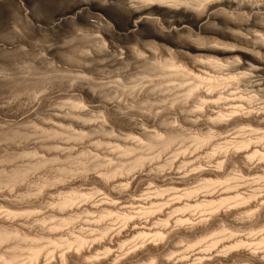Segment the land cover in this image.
<instances>
[{
  "label": "rangeland",
  "instance_id": "obj_1",
  "mask_svg": "<svg viewBox=\"0 0 264 264\" xmlns=\"http://www.w3.org/2000/svg\"><path fill=\"white\" fill-rule=\"evenodd\" d=\"M50 2V5L44 4L47 6L45 7L41 4L42 2L40 0H24V6L22 8H25L26 11L22 8L18 9L16 6L13 7V4H9L8 7H6L7 10L2 12L3 15L1 14L2 16H0V157H2L0 158V196L2 197H0V204L1 202V206L4 204L2 206L3 208L0 206V217L6 214L7 209L15 207L13 203L17 201L16 203L19 204V207H23L21 212L23 211L24 214L15 216L14 221L17 223L16 225H18V223L20 224L18 226H20L19 228H21V230L23 229L24 232L30 233L29 235L31 236H29L30 238L28 237L30 243H26L29 245L31 243L33 244L32 241H35V243H37L36 241L45 243L43 246L39 243L42 247H44V245L46 247L43 248L45 251H42L40 257L43 260L50 257L51 253H46L48 251H53L54 256L57 254L55 256L57 257L63 249L68 250L64 244L61 245L63 243L61 241L67 238L70 239L79 233V235L82 234L88 237L89 243H87V246L99 243L101 245L103 244L104 248L100 246L99 249H97L98 251H95V254L99 255L98 257H103L102 255L106 252L104 249H107L105 247L109 246L112 247V250L115 249L114 251H116L117 255L119 254V257H126L127 254L132 253L133 255H131L132 257L130 260L128 259L126 260L127 262L125 261L126 264H159L161 262L159 259H163V257L187 260L182 262V264H264V260L262 261L261 259H264V253L263 255L261 254L264 250V243L260 242V239L264 237V206H260L261 201H257L264 196V166L261 165L263 162L258 158V155V157L253 156L254 158H250L251 160H248L250 163H248L239 158L238 155L232 154L236 151H241L239 145L237 146L235 143L238 142L240 144L244 138L247 139L248 137V139H251L253 142L250 143V145L252 144L256 146L259 151L261 150L264 152V139H262L264 136V126L261 125L258 127L254 122H245L230 124L228 125L229 127L227 126L226 128H211L207 116V113L208 115L210 113L207 112L205 114L206 111L203 113L201 110H194L197 109L196 106L199 105V99L196 97L185 99L187 97H185L183 93L178 92H183L181 88H178L179 90L172 89L173 91L171 90V92L170 90L163 89L156 90L153 94H149V102L152 101V105H149L151 103H144L149 109L146 107L143 108L144 104L141 102V97L143 95V91H141L143 79L141 78L140 69L137 65L135 63L124 65L114 60L107 61L102 51V45H100L103 38L102 32L97 29L85 27L83 25L80 26V24H74L73 22L71 23V21L69 22L71 25L66 23L68 26L65 24L61 29H57L58 31L50 28L43 29L45 28L43 27V22H45V20L47 21V18H51L54 10L65 9V7L68 6V3L62 0H52ZM7 42L11 45L8 49L4 50L1 44H7ZM122 42H126L124 43L126 45H133L131 39H125ZM252 81H255V79H252ZM139 85L140 87H138ZM160 92L163 93L160 94ZM177 93L183 96L178 97ZM171 94L177 99H173ZM182 97L185 98L183 99ZM103 99L106 100L104 101ZM172 100L174 101L172 102ZM184 101L185 103H183ZM242 102L243 101H238V104L241 103V105H245V103L243 102L242 104ZM221 103L219 106L222 105V107H224L223 102ZM194 104L195 106H193ZM253 104L263 107L264 97L258 95L254 99ZM141 106L143 109L148 110L150 115L153 113V115L150 116L146 111V119H148L145 120L146 123L142 126L139 124ZM187 106L188 108H186ZM226 106L227 104H225L224 108H227ZM113 107L115 110H113ZM151 109H153V111H151ZM189 109H193L194 112L192 110L191 112ZM112 110L114 112H112ZM184 115H187V117H184ZM186 118H189V120ZM152 120H154L155 123L152 122ZM191 120H196V123L191 122ZM150 121L152 123L149 125ZM194 123L195 125H193ZM137 127H143V132ZM159 130L160 133L171 132L172 135L169 133L170 138L171 136H175L174 141L172 139L173 137L171 138V144H169L170 146H168L169 148L167 147V149L159 146L160 144L156 145L153 142L152 145L150 144L154 139L151 138V136L155 132H159ZM207 136L210 138H207L206 141L204 140L203 143L200 142L202 144L196 141L198 140L197 138L202 139V137L206 138ZM143 142L148 145V148L151 147L150 150L147 149V147L145 149L141 148L142 150L144 149V153L141 152L142 150L140 149V145ZM196 142L199 144L197 143L196 145ZM225 142L226 144L228 143L226 145H229L228 147L224 145ZM154 145H156V147ZM235 146L239 149H236ZM126 148L132 149H128L127 151H131L126 152ZM145 150L147 152H145ZM142 154H148L147 156L144 155L147 162L141 168L142 170H136L134 168L135 170L128 171V169L135 164L134 161L136 162ZM135 156H138V158ZM168 161L169 163H167ZM163 162L167 165H164ZM132 163L133 165L130 166ZM213 169L215 170L213 171ZM14 172L19 173L20 177ZM7 175H16L19 178L18 180L16 177V182L11 183L12 185L14 184V187L9 184L8 181H5L8 179H6V177H8ZM86 175L88 176L86 177ZM158 175L161 177L164 175L162 178L164 180L166 179L167 182L166 180H161L162 178L160 179ZM165 175H167V177H165ZM102 177L105 178L100 180ZM117 177L119 180L123 179V177L124 179L119 181ZM155 177H158V180ZM105 180H109V183H111L108 188L105 184L103 185ZM115 181L117 185H115ZM176 181H180L181 183ZM208 181H212L213 183L215 181L217 182H215L216 184L214 183L213 186L208 187L207 184L210 183ZM99 185L103 187H99ZM193 191L194 193L190 194V192ZM73 193H76L74 197H77V201H75L76 203L74 205L63 211H59L55 208L54 203L59 200L61 201L65 196L67 197L68 194L72 196L71 194ZM251 193L255 196H252V199L249 198V200H246L247 202L242 204L235 203L237 199L234 200V198H232L236 195L248 197L247 195H251ZM220 197H223L222 199L228 197L229 201L220 206ZM10 199L13 200L10 201ZM202 200L212 201L214 204L212 207V204L205 207L196 206L198 203L202 202ZM263 200L264 197L262 201ZM7 204H10L11 207ZM28 204L30 207L27 206ZM159 204L161 207H157ZM162 204L164 205L162 206ZM254 204L257 205L255 206ZM5 205H7V208ZM186 205L189 206L188 208L186 207L187 209L184 207ZM216 206L219 207L215 208ZM34 207L36 208L31 210ZM181 207L184 208V210H182ZM117 208L120 209L118 210ZM144 209L148 212H145ZM223 209H228L232 214L226 217L222 215V217L219 214L224 212ZM54 210L55 212L58 211V213H52ZM142 210L144 214H142ZM215 211H219L218 215ZM124 213L130 214L131 216H129L132 218L134 217L137 221L139 219L136 224L141 227V230L129 234L128 230L131 227L129 228V225H127L123 220V216H121L124 215ZM178 217L185 221L183 223H178ZM151 219L153 222H150ZM212 220L215 221L213 222ZM107 224L109 226V232L104 236L103 227L107 226ZM48 226H50V228ZM142 226H145V228L142 229ZM179 228L186 229L185 233L184 231H180ZM43 229L46 230L47 235ZM149 229H151V231ZM53 231L55 233H53ZM159 231L164 232L162 235L164 237L162 240L156 241L155 239L158 237L156 232ZM49 232L52 233V235H50ZM142 232H144V234H142L143 236L141 235ZM171 233H173V236ZM154 234L156 235L155 239ZM38 235L42 236L39 237ZM44 236L47 237L45 238ZM108 238H110V240ZM153 239L158 244L161 243L163 245L162 247L160 244V250L149 251L144 249V252L141 253V255L143 254L142 256L135 253V250L142 247L147 241L154 242ZM237 240H241L243 244L237 245ZM105 241H108V246L104 244ZM215 241L217 242L216 245L212 244L213 246H211V243ZM26 243H24V245ZM21 248L19 251L17 249V252H23L20 253V256H24V252L27 253V250H21ZM10 250L16 251V249L13 250L12 248H9V251ZM200 250L204 252L207 251L206 254L209 252L211 253L210 255H206L207 261L205 257L200 260L201 262H198L196 253ZM249 250L251 252L255 250L256 252L260 251L259 259L250 258ZM17 252L16 254L18 255L19 253ZM20 256H18L19 259Z\"/></svg>",
  "mask_w": 264,
  "mask_h": 264
},
{
  "label": "bare ground",
  "instance_id": "obj_2",
  "mask_svg": "<svg viewBox=\"0 0 264 264\" xmlns=\"http://www.w3.org/2000/svg\"><path fill=\"white\" fill-rule=\"evenodd\" d=\"M42 5L49 4L52 0H40ZM56 1V0H55ZM59 1V0H58ZM61 1V0H60ZM68 3V6L65 9L52 10L53 13L51 18H47V21L44 23L43 29L50 28L52 30L61 29L62 26L71 21L74 24L78 23L80 26H87L89 28L97 29L102 32V51L107 59V61H117L124 65H129L135 63L140 69L141 78L143 83L141 86V91L143 95L141 97L143 104L151 103L150 95L153 94L156 90H171L172 89H182L185 99L197 98L198 102L197 109L201 110L205 114L209 112L208 121L211 128H226L230 124L234 123H245V122H254L258 127L264 126V106L259 107L258 105L253 104L254 99L261 95L264 97V0H62ZM54 2V1H53ZM51 3V2H50ZM9 4H13V7H18V9L24 6V0H0V16L3 15L6 7ZM64 4V3H62ZM44 5V6H45ZM50 5V4H49ZM48 5V7H49ZM59 6V5H58ZM12 7V6H10ZM47 7V6H45ZM58 8V7H57ZM60 8V7H59ZM63 8V7H62ZM10 9V8H9ZM23 9V8H22ZM25 10V8L23 9ZM13 11V10H12ZM19 11V10H18ZM26 11V10H25ZM23 12V11H22ZM2 14V15H1ZM19 15V14H18ZM20 18V17H19ZM1 19V18H0ZM18 19V18H17ZM46 19V18H45ZM66 24V25H67ZM70 24V23H69ZM68 24V25H69ZM77 24V25H78ZM67 25V26H68ZM71 25V24H70ZM77 27V26H76ZM64 29V27H63ZM91 30V29H90ZM46 31V30H45ZM125 39H131L133 45H126L122 42ZM100 43V42H99ZM97 44V43H96ZM3 49L6 50L10 45L1 44ZM101 51V50H100ZM96 53V52H95ZM92 56V55H91ZM99 56V55H98ZM101 60V59H100ZM60 61V60H59ZM84 61V60H83ZM99 61V60H98ZM106 61V60H105ZM61 63V62H60ZM76 63V62H75ZM112 64V63H111ZM115 64V62H114ZM113 64V65H114ZM120 64V65H121ZM78 66V65H77ZM26 67V66H25ZM29 67V66H28ZM34 67V66H33ZM112 67V66H111ZM35 70V69H34ZM87 71V70H86ZM52 72V70H51ZM66 72V71H65ZM28 73V72H26ZM84 74V73H83ZM139 74V75H140ZM70 75V74H69ZM4 76V75H2ZM23 76V75H22ZM30 76V75H28ZM49 77V76H48ZM140 77V76H139ZM19 78V77H18ZM21 78V77H20ZM83 78V77H82ZM141 79V80H142ZM255 79V81H252ZM32 80V79H31ZM36 80V78H35ZM70 80V79H69ZM73 80V79H72ZM86 80V79H85ZM37 81V80H36ZM48 81V80H47ZM63 81V80H62ZM77 81V80H75ZM80 82V81H79ZM82 82V81H81ZM24 83V82H23ZM33 85V84H32ZM68 85V84H67ZM28 86V85H27ZM36 86V85H35ZM140 87V85L138 86ZM86 88V87H85ZM91 89V88H90ZM178 89V90H179ZM79 91V90H78ZM139 91V90H138ZM173 91V90H172ZM175 91V90H174ZM20 92V91H19ZM32 92V91H31ZM76 92V91H75ZM140 92V91H139ZM164 92V91H163ZM162 92V93H163ZM167 92V91H166ZM165 92V93H166ZM71 93V92H70ZM105 93V92H104ZM111 93V92H110ZM160 92V94H162ZM176 94V91L174 92ZM155 94V93H154ZM170 94V93H169ZM76 95V94H75ZM92 95V93H91ZM109 96V95H108ZM152 96V95H151ZM163 96V95H162ZM161 96V97H162ZM172 96V94H171ZM177 96H183L177 93ZM103 97V96H102ZM140 97V96H139ZM158 97V95H157ZM173 99L176 97L172 96ZM90 98V97H89ZM168 98V97H166ZM183 98V97H182ZM183 98V99H184ZM101 99V98H100ZM123 99V98H122ZM158 99V98H157ZM161 99V98H160ZM164 99V98H163ZM177 99V98H176ZM75 100V99H74ZM96 100V99H95ZM104 100V99H103ZM106 100V99H105ZM104 100V101H105ZM179 100V99H178ZM77 101V100H76ZM119 101V100H118ZM138 101V102H139ZM163 101V100H162ZM165 101V100H164ZM174 100H172L173 102ZM177 101V100H176ZM181 101V100H180ZM238 101H243L245 105L238 104ZM101 102V101H100ZM171 102V100H170ZM223 102L227 104V108H224L220 105ZM242 102V104H243ZM113 103V102H112ZM111 103V104H112ZM141 103V104H142ZM185 103V101L183 102ZM188 103V102H187ZM76 104V103H75ZM74 104V105H75ZM157 104V103H156ZM169 104V103H167ZM196 104V102H195ZM195 104L193 106H195ZM222 104V103H221ZM67 105V102H66ZM65 105V106H66ZM79 105V104H76ZM150 106L152 105L149 104ZM170 105V104H169ZM175 105V104H172ZM187 105V104H186ZM102 106V105H100ZM168 106V105H167ZM176 106V105H175ZM64 107V106H63ZM118 107V106H117ZM130 107V106H128ZM149 107L143 105V108ZM174 107V106H173ZM180 107V106H179ZM178 107V108H179ZM191 107V106H190ZM189 107V108H190ZM61 108V107H60ZM59 108V109H60ZM82 108V107H81ZM114 108V107H113ZM138 108V107H137ZM141 106L140 109V123L141 126L145 125L146 115L150 113L148 110L143 109ZM151 108V107H150ZM188 108V106L186 107ZM195 108V107H194ZM224 108V109H223ZM96 109V108H95ZM176 109V108H175ZM184 109V107H183ZM217 109V110H215ZM72 110V109H71ZM115 110V108L113 109ZM112 110V112H114ZM190 110V109H189ZM193 111V109H191ZM190 110V111H191ZM51 111V110H50ZM58 111V110H57ZM146 111L148 112L147 114ZM150 111V110H149ZM153 111V109H151ZM182 111V110H181ZM191 111V112H192ZM20 112V111H19ZM108 112V110H107ZM116 112V111H115ZM137 112V111H135ZM180 112V111H179ZM189 112V111H188ZM194 112V111H193ZM65 113V111H64ZM183 113V112H182ZM201 113V114H203ZM92 114V113H91ZM115 114V113H114ZM139 114V113H138ZM155 114V113H154ZM187 114V113H186ZM78 115V114H77ZM119 115V114H118ZM153 115V113L151 114ZM150 115V116H151ZM166 115V114H165ZM168 115V114H167ZM183 115V114H182ZM194 115V114H193ZM9 116V115H8ZM64 116V115H63ZM80 116V115H79ZM86 116V115H85ZM98 116V115H97ZM133 116V115H132ZM135 116V115H134ZM156 116V115H155ZM154 116V117H155ZM159 116V115H158ZM55 117V116H54ZM53 117V118H54ZM75 117V116H74ZM103 117V116H102ZM112 117V116H111ZM122 117V116H121ZM182 117V116H181ZM184 117H187V115ZM60 118V117H59ZM65 118V117H64ZM117 118V117H116ZM128 118V117H127ZM151 119V118H150ZM157 119V118H156ZM189 120V118H186ZM78 120V119H77ZM155 120V118H154ZM152 122L155 123V121ZM181 120V119H180ZM70 121V120H69ZM98 121V120H97ZM127 121V120H126ZM164 121V120H163ZM120 122V121H119ZM139 122V121H138ZM150 121L149 125L152 123ZM195 122L196 120H191ZM200 122V121H199ZM198 122V123H199ZM68 123V122H66ZM164 123V122H163ZM195 123L193 125H195ZM206 123V122H205ZM208 123V124H209ZM250 123V124H251ZM103 124V123H102ZM148 124V123H147ZM157 124V123H156ZM203 124V123H202ZM54 125V124H52ZM66 125V124H65ZM118 125V124H117ZM121 125V124H120ZM198 125V124H197ZM240 125V124H238ZM252 125V124H251ZM256 125V126H257ZM49 126V125H48ZM108 126V125H107ZM140 126V125H139ZM250 126V125H249ZM254 126V125H253ZM262 126V127H263ZM147 127V126H146ZM209 127V126H207ZM229 127V126H228ZM238 127V126H237ZM138 128V127H137ZM141 128V129H140ZM138 128L142 131L143 127ZM145 128V127H144ZM176 128V127H175ZM105 129V128H104ZM118 129V128H117ZM164 129V128H163ZM179 129V128H178ZM198 129V127H197ZM34 130V129H33ZM107 130V129H106ZM138 130V131H139ZM144 130V129H143ZM177 130V129H176ZM43 131V129H42ZM146 131V130H145ZM166 131V130H165ZM207 131V130H206ZM209 131V130H208ZM211 131V130H210ZM242 131V130H241ZM250 131V130H249ZM78 132V131H77ZM168 132V131H167ZM16 133V132H15ZM80 133V132H79ZM154 133V132H152ZM151 133V134H152ZM164 133V132H163ZM160 133L155 132L151 138H154L153 141H149L152 145V142L156 145L160 144L167 149L169 144H171V138L174 141L175 136L169 137V133ZM174 133V132H173ZM184 133V132H183ZM197 133V132H196ZM243 133V132H242ZM246 133V132H245ZM58 134V133H57ZM81 134V133H80ZM211 134V133H210ZM7 135V134H6ZM5 135V136H6ZM10 135V134H9ZM68 135V134H67ZM128 135V134H127ZM172 135V133H171ZM191 135V134H189ZM209 135V134H208ZM79 136V135H78ZM107 136V135H106ZM210 136V135H209ZM199 139L203 141L210 138ZM213 136V135H212ZM254 136V135H253ZM123 137V135H122ZM189 137V136H188ZM225 137V136H224ZM228 137V136H227ZM226 137V138H227ZM237 137V136H235ZM264 137V136H263ZM262 137V139H264ZM2 138V137H1ZM47 138V137H46ZM66 138V137H65ZM73 138V137H72ZM71 138V139H72ZM80 138V137H79ZM107 138V137H106ZM144 138V137H143ZM150 138V137H149ZM184 138V137H183ZM217 138V137H216ZM249 138V137H248ZM243 139L240 144L236 142L235 144L240 148V152H234L232 154L238 155L242 160L249 161L257 156L263 162L264 166V152H261L254 145L251 139ZM67 139V138H66ZM146 139V138H145ZM181 139V138H180ZM179 139V140H180ZM259 140L261 138H258ZM261 139V140H262ZM6 140V139H5ZM28 140V139H27ZM73 140V139H72ZM149 140V139H148ZM152 140V139H151ZM212 140V138H211ZM226 140V139H225ZM25 141V140H24ZM60 141V140H59ZM235 141V140H234ZM55 142V141H54ZM111 142V141H110ZM125 142V141H124ZM148 142V144H149ZM189 142V141H188ZM5 143V142H4ZM52 143V142H51ZM62 143V141H61ZM113 143V142H112ZM147 143V142H146ZM198 142H196L197 145ZM198 143V144H199ZM200 143V144H202ZM35 144V143H34ZM72 144V143H71ZM130 144V143H129ZM149 144V147H150ZM228 144V143H227ZM225 142V146L227 145ZM257 144V143H256ZM51 145V144H50ZM63 145V144H62ZM106 145V144H105ZM156 145H154L156 147ZM21 146V145H20ZM137 146V145H136ZM144 142L140 145L141 148H146ZM194 146V145H193ZM229 146V145H228ZM226 146V147H228ZM38 147V146H37ZM72 147V146H71ZM79 147V146H78ZM105 147V146H104ZM222 147V146H221ZM236 147V146H235ZM35 148V147H34ZM45 148V147H44ZM59 148V147H58ZM101 148V147H100ZM151 148V147H150ZM147 147V149L150 150ZM169 148V147H168ZM219 148V147H218ZM236 147V149H239ZM243 148V150H242ZM3 149V148H2ZM62 149V148H61ZM132 149V148H128ZM126 148V152L128 150ZM143 149V150H144ZM154 149V147H153ZM156 149V148H155ZM160 149V148H159ZM178 149V147H177ZM223 149V148H222ZM233 149V148H232ZM262 149V148H261ZM54 150V148H53ZM57 150V149H56ZM107 150V149H106ZM125 150V149H124ZM142 150V149H141ZM141 151L144 153V151ZM148 150V151H149ZM152 150V149H151ZM158 150V149H157ZM6 151V150H5ZM123 151V150H122ZM159 151V150H158ZM161 151V150H160ZM77 152V151H76ZM75 152V153H76ZM90 152V151H89ZM140 152V153H141ZM145 152H147L145 150ZM163 152V151H162ZM161 152V153H162ZM174 152V151H173ZM220 152V151H219ZM17 153V152H16ZM34 153V152H33ZM46 153V152H45ZM49 153V152H48ZM78 153V152H77ZM93 153V152H92ZM95 153V152H94ZM124 153V152H122ZM191 153V152H190ZM3 154V153H2ZM66 154V153H65ZM160 154V152H159ZM164 154V153H163ZM224 154V153H223ZM16 155V154H15ZM20 155V154H19ZM74 155V154H73ZM76 155V154H75ZM124 155V154H123ZM134 155V154H133ZM137 155V154H136ZM142 154L141 156H135L138 159L136 162L130 164L133 165L128 169V171L133 170L134 168L141 169L144 164H146L147 155ZM9 156V155H8ZM68 156V155H67ZM85 156V154H84ZM226 156V155H225ZM234 156V155H233ZM41 157V156H40ZM100 157V156H99ZM118 157V156H116ZM203 157V156H202ZM237 157V158H238ZM2 158V157H0ZM29 158V157H28ZM90 158V157H89ZM101 158V157H100ZM149 158V157H148ZM147 158V159H148ZM164 158V157H163ZM234 158V157H233ZM236 158V159H237ZM251 158V159H250ZM11 159V158H10ZM63 159V158H62ZM153 159V158H152ZM192 159V158H190ZM212 159V158H211ZM250 159V160H249ZM85 160V159H84ZM108 160V159H107ZM117 160V158H116ZM121 160V159H120ZM127 160V159H126ZM135 160V158H134ZM188 160V159H186ZM249 160V161H248ZM38 161V160H37ZM91 161V160H90ZM95 161V160H94ZM102 161V160H101ZM100 161V162H101ZM104 161V160H103ZM230 161V160H229ZM236 161V160H235ZM42 162V161H41ZM47 162V161H46ZM45 162V163H46ZM199 162V161H198ZM240 162V161H238ZM242 162V161H241ZM15 163V162H14ZM24 163V162H23ZM38 163V162H37ZM64 163V162H63ZM114 163V162H113ZM131 163V162H130ZM169 163V161L167 162ZM261 163V162H260ZM8 164V163H7ZM11 164V163H10ZM17 164V163H16ZM27 164V162H26ZM74 164V163H73ZM81 164V162H80ZM96 164V163H95ZM124 164V163H123ZM164 164V162H163ZM241 164V163H240ZM46 165V164H45ZM67 165V164H66ZM103 165V164H102ZM110 165V164H109ZM108 165V166H109ZM167 165V164H164ZM162 165V166H164ZM254 165V164H253ZM259 165V166H261ZM16 166V165H15ZM39 166V165H38ZM56 166V165H55ZM117 166V165H116ZM198 166V165H197ZM236 166V165H235ZM240 166V165H239ZM257 166V165H256ZM18 167V166H17ZM25 167V166H23ZM30 167V166H29ZM28 167V168H29ZM35 167V166H34ZM63 167V166H62ZM20 168V167H19ZM60 168V167H59ZM58 168V169H59ZM74 168V167H73ZM87 168V167H86ZM161 168V167H160ZM163 168V167H162ZM180 168V167H179ZM254 168V167H253ZM53 169V168H52ZM134 169V170H135ZM182 169V168H181ZM203 169V168H202ZM45 170V169H44ZM50 170V168H49ZM70 170V169H69ZM109 170V169H108ZM117 170V169H116ZM142 170V169H141ZM140 170V171H141ZM215 169H213L214 171ZM220 170V169H218ZM14 171V170H13ZM18 171V170H17ZM29 171V170H28ZM53 171V170H52ZM58 171V170H57ZM74 171V170H73ZM115 171V170H114ZM204 171V170H203ZM211 171V170H210ZM212 171V172H213ZM8 172V171H7ZM78 172V171H77ZM86 172V171H85ZM109 172V171H108ZM113 172V171H112ZM154 172V171H153ZM161 172V171H160ZM167 172V171H166ZM172 172V171H171ZM205 172V171H204ZM203 172V173H204ZM264 172V171H263ZM16 173V172H14ZM107 173V172H106ZM120 173V172H119ZM137 173V172H136ZM142 173V172H139ZM200 173V172H199ZM214 173V172H213ZM217 173V172H216ZM234 173V172H233ZM232 173V174H233ZM19 176V173H16ZM31 174V173H30ZM46 174V173H45ZM62 174V173H61ZM143 174V173H142ZM165 174V173H164ZM170 174V173H169ZM174 174V173H173ZM9 175V174H8ZM7 175V176H8ZM33 175V174H32ZM42 175V174H41ZM40 175V176H41ZM65 175V174H64ZM76 175V174H75ZM135 175V174H134ZM145 175V174H144ZM150 175V174H149ZM156 175V174H155ZM186 175V174H185ZM195 175V174H194ZM88 175H86L87 177ZM100 176V175H99ZM105 176V174H104ZM143 176V175H142ZM164 176V175H163ZM162 176V177H163ZM184 176V175H183ZM221 176V174H220ZM16 175L6 177L9 184L16 182ZM22 177V176H21ZM28 177V176H27ZM42 177V176H41ZM51 177V176H50ZM49 177V178H50ZM106 177V176H105ZM104 177V178H105ZM120 177V176H118ZM117 177V178H118ZM128 177V176H127ZM153 177V176H152ZM160 179L161 176L158 175ZM158 177L157 178L158 180ZM167 177V175H165ZM176 177V176H175ZM187 177V176H186ZM34 178V177H33ZM38 178V177H37ZM47 178V177H46ZM83 178V177H82ZM103 177L100 178L104 179ZM132 178V176H131ZM182 178V177H181ZM180 178V179H181ZM244 178V177H243ZM260 178V177H259ZM36 179V178H35ZM78 179V178H77ZM86 179V178H85ZM95 179V178H94ZM124 179V177H123ZM121 179V180H123ZM174 179V178H173ZM200 179V178H199ZM217 179V178H216ZM19 180V178H18ZM33 180V179H32ZM66 180V179H65ZM75 180V179H73ZM119 180V178H118ZM119 180V181H121ZM130 180V179H129ZM140 180V179H139ZM154 180V179H153ZM161 180H164L163 178ZM166 180V179H165ZM164 180V181H165ZM176 180V179H175ZM244 180V179H243ZM247 180V179H246ZM51 181V180H50ZM53 181V180H52ZM81 181V180H80ZM132 181V180H131ZM141 181V180H140ZM144 181V180H143ZM147 181V180H146ZM172 181V180H171ZM170 181V182H171ZM174 181V180H173ZM181 181V180H180ZM176 181V182H180ZM185 181V180H184ZM201 181V180H199ZM233 181V180H232ZM235 181V179H234ZM254 181V180H252ZM24 182V181H23ZM27 182V181H26ZM39 182V180H38ZM55 182V181H54ZM60 182V181H59ZM74 182V181H73ZM79 182V181H78ZM84 182V181H83ZM100 182V181H99ZM98 182V183H99ZM126 182V181H125ZM152 182V181H151ZM167 182V180H166ZM165 182V183H166ZM197 182V181H195ZM210 182V181H208ZM207 182V183H208ZM217 182V181H215ZM214 182V183H215ZM259 182V181H258ZM4 183V182H3ZM28 183V182H27ZM49 183V182H48ZM103 183V182H102ZM114 183V182H112ZM116 183V181H115ZM153 183V182H152ZM162 183V182H161ZM181 183V182H180ZM214 183L211 181L207 184L208 187L213 186ZM220 183V182H219ZM18 184V183H17ZM59 184V183H58ZM106 185L107 188L110 186L109 180H105L103 185ZM130 184V183H129ZM164 184V183H163ZM167 184V183H166ZM165 184V185H166ZM196 184V183H195ZM216 184V183H215ZM235 184V183H234ZM240 184V183H239ZM12 185V184H11ZM14 185V184H13ZM12 185V186H13ZM40 185V184H39ZM114 185V184H113ZM117 185V183L115 184ZM121 185V184H120ZM177 185V184H176ZM189 185V184H188ZM193 185V184H192ZM10 186V185H9ZM36 186V185H35ZM51 186V185H50ZM102 185H99V187ZM182 186V185H181ZM237 186V185H236ZM14 187V186H13ZM27 187V186H26ZM41 187V186H40ZM46 187V186H45ZM63 187V186H62ZM61 187V188H62ZM66 187V186H65ZM103 187V186H102ZM120 187V186H119ZM5 188V186H4ZM23 188V187H22ZM31 188V187H30ZM51 188V187H50ZM69 188V187H68ZM106 188V187H105ZM115 188V187H114ZM122 188V187H121ZM146 188V187H145ZM194 188V187H193ZM261 188V187H260ZM259 188V189H260ZM24 189V188H23ZM32 189V188H31ZM70 189V188H69ZM113 189V187H112ZM120 189V188H119ZM149 189V188H148ZM192 189V188H191ZM229 189V187H228ZM254 189V188H253ZM8 190V189H7ZM30 190V189H29ZM63 190V189H62ZM114 190V189H113ZM122 190V189H121ZM221 190V188H220ZM236 190V189H235ZM247 190V189H246ZM257 190V189H256ZM44 191V190H43ZM84 191V190H83ZM106 191V190H105ZM109 191V190H108ZM111 191V190H110ZM119 191V190H118ZM158 191V190H157ZM59 192V191H58ZM57 192V193H58ZM62 192V191H61ZM88 192V191H87ZM86 192V193H87ZM99 192V191H98ZM115 192V191H113ZM145 192V191H144ZM220 192V191H219ZM26 193V192H25ZM28 193V192H27ZM47 193V192H46ZM52 193V192H51ZM67 193V192H66ZM72 193V192H71ZM79 193V192H78ZM77 193V194H78ZM83 193V192H82ZM120 193V192H119ZM122 193V192H121ZM129 193V192H128ZM194 193L193 192H190ZM249 193V192H248ZM32 194V192H31ZM34 194V193H33ZM49 194V193H48ZM54 194V193H53ZM52 194V195H53ZM56 194V193H55ZM74 194V193H73ZM72 196L64 197L61 201L54 203L55 208L59 211H63L66 208L74 205L77 201V197ZM116 194V193H115ZM123 194V193H122ZM235 194V193H233ZM243 194V193H242ZM246 194V193H245ZM240 196L236 195L232 197L236 200L235 203H244L247 202L253 195ZM260 194V193H259ZM10 195V194H9ZM61 195V194H60ZM67 195V194H66ZM104 195V194H103ZM109 195V194H108ZM120 195V194H119ZM127 195V194H126ZM215 195V194H214ZM261 195V194H260ZM34 196V195H33ZM42 196V194H41ZM77 196V195H76ZM129 196V195H128ZM140 196V195H139ZM233 196V195H232ZM255 196V195H254ZM253 196V197H254ZM1 197V196H0ZM4 197V196H3ZM9 197V196H8ZM13 197V196H12ZM24 197V196H22ZM38 197V196H37ZM120 197V196H119ZM122 197V196H121ZM264 197V196H263ZM262 197V199H263ZM2 198V197H1ZM20 198V197H19ZM18 198V199H19ZM62 198V197H61ZM60 198V199H61ZM221 198V197H220ZM220 206L223 203L229 201V198L220 199ZM231 198V197H230ZM261 198V197H260ZM217 199V198H216ZM252 199V198H251ZM258 199L261 201L260 206H264V200ZM4 200V199H3ZM9 200V199H8ZM13 199H10V201ZM21 200V199H20ZM27 200V199H25ZM45 200V199H44ZM43 200V201H44ZM57 200V199H56ZM92 200V199H91ZM108 200V198H107ZM116 200V199H115ZM138 200V199H137ZM135 200V201H137ZM24 201V200H23ZM22 201V202H23ZM29 201V199H28ZM51 201V200H50ZM90 201V200H89ZM95 201V200H94ZM112 201V200H111ZM164 201V200H163ZM13 202V201H12ZM14 201L13 208L10 205V209L6 210V216L0 217V264H123L126 260H130L132 257L131 254H127L126 257H119V254H116V251L112 250V247H105L106 252L103 257H98V254H95L100 246L103 247V244H94L87 246L88 237L78 233V235L73 236L70 239L62 240L61 245H65L68 250L63 249L60 251V255L55 257L57 254H53V251L46 252L51 253L50 257L43 260L41 259L42 247L45 243H35L32 241L30 245L26 242H29V235L24 232L23 229L19 228L20 225L14 221L15 216L23 215L24 212L19 207V204ZM19 202V201H18ZM21 202V201H20ZM110 202V200H109ZM121 202V201H120ZM138 202V201H137ZM30 203V202H29ZM37 203V202H36ZM34 203V204H36ZM143 203V202H141ZM196 203V202H195ZM194 203V204H195ZM257 203V202H256ZM2 204V202H1ZM0 204V206H1ZM23 204V203H22ZM21 204V205H22ZM27 204V203H26ZM52 204V203H51ZM95 204V203H94ZM123 204V203H122ZM149 204V203H148ZM170 204V203H169ZM176 204V203H175ZM212 204V205H211ZM214 202L212 201H203L198 203L196 206H213ZM217 204V203H216ZM234 204V203H233ZM4 205V204H3ZM2 205V206H3ZM8 205V204H7ZM7 205L6 208H7ZM8 205V206H9ZM18 205V206H17ZM89 205V204H88ZM106 205V204H105ZM103 205V206H105ZM112 205V204H111ZM160 205V204H159ZM157 207H161V205ZM164 204H162L163 206ZM188 205V204H187ZM184 206L185 208L189 206ZM255 206L257 204H254ZM1 206V207H2ZM24 206V205H23ZM29 206V204L27 205ZM43 206V205H42ZM47 206V205H46ZM77 206V205H76ZM82 206V205H81ZM122 206V205H121ZM0 207V208H1ZM30 207V206H29ZM52 207V206H50ZM90 207V205H89ZM94 207V206H93ZM108 207V206H107ZM114 207V206H113ZM179 207V206H177ZM183 207V206H182ZM184 210V208H182ZM219 207V206H218ZM217 206L215 208H218ZM3 208V207H2ZM27 208V207H26ZM32 208L31 210L35 209ZM38 208V207H37ZM48 208V206H47ZM54 208V209H55ZM76 208V207H75ZM92 208V207H91ZM99 208V207H98ZM101 208V206H100ZM122 208V207H121ZM151 208V207H150ZM180 208V207H179ZM186 208V209H187ZM214 208V209H215ZM229 208V207H228ZM29 209V208H27ZM40 209V208H39ZM79 209V208H78ZM97 209V208H96ZM118 209V208H117ZM120 209V208H119ZM118 209V210H119ZM160 209V208H159ZM178 209V208H177ZM180 209V210H181ZM231 209V208H230ZM229 209V210H230ZM248 209V208H247ZM250 209V208H249ZM252 209V208H251ZM50 210V209H49ZM109 210V208H108ZM145 210V209H144ZM176 210V209H175ZM179 210V209H178ZM211 210V209H210ZM218 210V209H216ZM224 210V209H223ZM232 210V209H231ZM68 211V210H67ZM71 211V210H70ZM77 211V210H76ZM103 211V210H102ZM143 211V210H142ZM147 210H145L146 212ZM214 211V210H212ZM221 211V210H220ZM233 211V210H232ZM236 211V210H235ZM256 211V210H255ZM29 212V211H28ZM72 212V211H71ZM80 212V211H79ZM78 212V213H79ZM105 212V211H104ZM148 212V211H147ZM166 212V211H165ZM217 212V211H215ZM242 212V211H241ZM4 213V212H3ZM40 213V212H39ZM43 213V212H42ZM52 213H58L52 211ZM62 213V212H61ZM141 213V212H140ZM168 213V212H167ZM219 211L216 213L218 215ZM245 213V212H244ZM243 213V214H244ZM252 213V212H250ZM60 214V213H59ZM67 214V212H66ZM83 214V213H82ZM93 214V213H92ZM144 214V211L142 212ZM146 214V213H145ZM209 214V213H208ZM232 214L228 209L219 215L230 216ZM242 214V215H243ZM28 215V214H27ZM49 215V213H48ZM47 215V216H48ZM52 215V214H51ZM130 215V214H129ZM127 213H124L123 220L129 225L128 233H133L141 230V227L136 224L138 221L133 217H130ZM191 215V214H190ZM212 215V214H211ZM262 215V214H261ZM38 216V215H37ZM56 216V215H55ZM62 216V215H61ZM64 216V215H63ZM95 216V215H94ZM166 216V215H165ZM250 216V215H249ZM25 217V216H24ZM33 217V216H32ZM60 217V216H59ZM71 217V216H70ZM73 217V216H72ZM182 217V216H181ZM201 217V216H200ZM218 217V216H216ZM220 217V216H219ZM223 217V216H222ZM235 217V216H234ZM41 218V217H40ZM39 218V219H40ZM46 218V217H45ZM94 218V217H93ZM97 218V216H96ZM241 218V217H239ZM18 220V218L16 217ZM36 219V218H35ZM49 219V217H48ZM109 219V218H108ZM156 219V218H155ZM216 219V218H215ZM257 219V218H256ZM34 220V219H33ZM42 220V219H41ZM45 220V219H44ZM76 220V219H75ZM112 220V219H111ZM198 220V219H197ZM246 220V219H245ZM28 221V220H27ZM37 221V220H36ZM49 221V220H48ZM60 221V220H59ZM107 221V220H106ZM152 219L150 220V222ZM178 223H183L185 220L182 218H177ZM213 221V220H212ZM211 221V222H212ZM215 221V220H214ZM213 221V222H214ZM217 221V220H216ZM234 221V220H233ZM24 222V221H23ZM29 222V221H28ZM47 222V221H46ZM70 222V221H69ZM82 222V221H81ZM110 222V221H109ZM153 222V221H152ZM160 222V221H159ZM163 222V220H162ZM130 223V224H129ZM175 223V222H174ZM192 223V222H191ZM228 223V222H227ZM263 223V222H262ZM261 223V224H262ZM28 224V223H27ZM33 224V223H32ZM91 224V223H90ZM234 224V223H233ZM23 225V224H21ZM26 225V224H25ZM37 225V224H36ZM77 225V224H76ZM166 225V224H165ZM210 225V224H209ZM213 225V224H212ZM218 225V224H217ZM28 226V225H27ZM43 226V225H41ZM87 226V225H86ZM91 226V225H90ZM115 226V225H114ZM148 226V225H147ZM201 226V224H200ZM204 226V225H203ZM219 226V225H218ZM22 227V226H21ZM50 228V226H48ZM81 227V226H80ZM78 227V228H80ZM103 227V226H102ZM184 227V226H183ZM221 227V226H220ZM23 228V227H22ZM28 228V227H25ZM31 228V227H30ZM29 228V229H30ZM45 228V227H44ZM55 228V225H54ZM145 226H142V229ZM213 228V227H212ZM239 228V227H238ZM246 228V227H245ZM41 229V228H40ZM47 229V228H46ZM74 229V228H73ZM94 229V228H93ZM148 229V228H147ZM161 229V228H160ZM198 229V228H197ZM232 229V228H231ZM247 229V228H246ZM256 229V228H255ZM28 230V229H27ZM45 230V229H43ZM53 230V229H52ZM66 230V229H65ZM127 230V229H126ZM151 231V229H149ZM168 230V229H167ZM180 231L186 229L179 228ZM31 231V230H29ZM36 231V229H35ZM50 231V230H49ZM55 231V229H54ZM53 231V233H55ZM144 231V230H143ZM154 231V230H153ZM172 231V230H171ZM190 231V230H189ZM218 231V230H217ZM223 231V230H221ZM255 231V230H254ZM46 232V230H45ZM109 232V226L103 227L104 236ZM207 232V230H206ZM214 232V231H213ZM34 233V232H33ZM50 233V232H49ZM48 233V234H49ZM81 233V232H80ZM116 233V232H115ZM125 233V232H124ZM164 232H156L157 238L154 239L157 241L162 240ZM170 233V231H169ZM197 233V232H196ZM221 233V232H220ZM258 233V232H257ZM32 234V233H31ZM36 234V233H35ZM33 234V235H35ZM39 234V233H38ZM41 234V233H40ZM73 234V233H72ZM88 234V233H87ZM144 232L141 233V235ZM173 233H171L172 235ZM47 235V232H46ZM52 235V233H50ZM54 235V234H53ZM68 235V234H67ZM128 235V234H127ZM37 236V235H36ZM39 236V235H38ZM42 236V235H40ZM39 236V237H40ZM55 236V235H54ZM53 236V237H54ZM59 236V235H58ZM62 236V235H61ZM72 236V235H71ZM133 236V235H132ZM143 236V235H142ZM173 236V235H172ZM228 236V235H227ZM29 237V238H28ZM38 237V238H39ZM45 237V236H44ZM47 237V236H46ZM45 237V238H46ZM52 237V238H53ZM60 237V236H59ZM70 237V236H69ZM111 237V236H110ZM153 237V236H152ZM180 237V236H179ZM50 238V236H49ZM170 238V235H169ZM168 238V240H169ZM34 239V237H33ZM31 239V240H33ZM55 239V238H54ZM90 239V238H89ZM110 240V238H108ZM153 239V241H154ZM121 240V239H120ZM185 240V239H184ZM255 240V239H254ZM46 241V240H44ZM137 241V240H136ZM156 241H147L142 247L136 249L135 253L140 254L144 252V249L149 251L160 250V244ZM177 241V240H176ZM259 241V240H258ZM108 241H105L104 244L108 246ZM170 242V241H169ZM172 242V241H171ZM175 242V241H174ZM173 242V243H174ZM193 242V241H192ZM260 242L264 243V237L260 239ZM22 243V244H21ZM24 243H26L24 245ZM30 243V242H29ZM35 243V244H34ZM39 243L42 245H39ZM54 243V242H51ZM60 243V242H59ZM102 243V242H101ZM114 243V242H113ZM167 243V242H166ZM191 243V242H190ZM211 243V242H210ZM216 241L211 243V246L216 245ZM258 243V242H257ZM57 244V243H56ZM110 244V243H109ZM139 244V243H138ZM183 244V242H182ZM213 244V245H212ZM227 244V243H226ZM237 245L243 244L241 240H237ZM48 245V244H47ZM111 245V244H110ZM113 245V244H112ZM162 245V244H161ZM176 245V243H175ZM60 246V245H59ZM105 246V245H104ZM187 246V245H186ZM208 246V245H207ZM226 246V245H225ZM22 247V248H21ZM25 247V248H23ZM51 247V246H50ZM126 247V246H125ZM163 247V245H162ZM190 247V246H189ZM209 247V246H208ZM207 247V248H208ZM219 247V246H218ZM9 248L16 251H9ZM27 250V253L24 252V256H20V251L17 252V249ZM46 248V247H45ZM55 248V247H54ZM104 248V247H103ZM166 248V246H165ZM182 248V247H181ZM232 248V247H231ZM256 248V247H255ZM52 249V248H51ZM73 249V250H72ZM167 249V248H166ZM206 249V248H205ZM213 249V248H212ZM97 250V251H96ZM119 250V249H118ZM146 250V251H147ZM173 250V249H172ZM180 250V249H179ZM219 250V249H218ZM45 251V250H44ZM43 251V252H44ZM96 251V252H95ZM127 251V250H126ZM238 251V250H237ZM19 253L18 255L16 254ZM100 252V251H99ZM163 252V251H162ZM178 252V251H177ZM176 252V253H177ZM207 252V251H206ZM200 250L196 253L198 262L210 255L209 252ZM248 252V251H247ZM260 252V251H259ZM249 250L250 258L260 257V253ZM264 250L261 252L263 255ZM26 254V255H25ZM44 254V253H43ZM100 254V253H99ZM122 254V253H121ZM145 254V253H144ZM173 254V253H172ZM215 254V253H214ZM143 255V254H142ZM141 255V256H142ZM156 255V254H155ZM20 256V259L19 257ZM26 256V257H25ZM45 256V255H44ZM151 256V255H150ZM166 256V255H165ZM25 257V258H24ZM134 257V256H133ZM137 257V256H136ZM210 257V256H209ZM217 257V256H216ZM221 257V256H219ZM263 257V256H262ZM24 258V259H23ZM135 258V257H134ZM161 258V257H160ZM182 258V257H181ZM246 258V257H245ZM133 259V258H132ZM151 259V258H150ZM155 259V258H154ZM187 259V258H186ZM207 257L205 258V260ZM218 259V258H217ZM262 261L264 260L261 258ZM161 260V264H182V262L187 261L185 259H175L167 257ZM191 260V259H190ZM246 260V259H245ZM135 261V260H134ZM207 261V260H206ZM239 261V260H238ZM260 261V260H259ZM127 262V261H126ZM153 262V261H152ZM201 262V261H200ZM249 262V261H248ZM130 263V261H129ZM136 263V262H135ZM146 263V262H145ZM150 263V262H149ZM159 263V262H157ZM159 263V264H160ZM214 263V262H213ZM251 263V262H250ZM253 263V262H252ZM126 264V263H125ZM200 264V263H199Z\"/></svg>",
  "mask_w": 264,
  "mask_h": 264
}]
</instances>
